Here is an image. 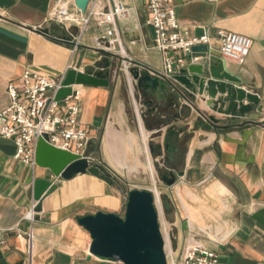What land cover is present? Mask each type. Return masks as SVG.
<instances>
[{
    "label": "crops",
    "instance_id": "1",
    "mask_svg": "<svg viewBox=\"0 0 264 264\" xmlns=\"http://www.w3.org/2000/svg\"><path fill=\"white\" fill-rule=\"evenodd\" d=\"M119 1L128 7L116 20L122 56L92 47L99 33L94 23L80 31L47 21L52 0H0V110L8 103L6 83L16 82L24 69L56 78L72 68L94 71L105 57L111 65L106 86H71L69 101L78 106L77 122L88 136L84 155L104 164L119 183L135 175L146 180L148 171L156 191L169 199L163 218L174 255L196 241L217 255L218 264H264V0H170L180 30L198 35L208 28L217 60L216 29L251 40L241 64L223 61L238 84L258 97L239 116L210 111L205 94L193 99L171 79L154 93L136 86L127 70L159 73L161 57L145 24V1ZM63 2L67 10H79L75 0ZM188 54L174 51L171 57ZM198 112L216 122H202ZM163 119L169 122L163 125ZM213 123L234 127L221 131ZM14 151L13 141L0 136V264L99 262L86 259L90 239L74 217L97 210L118 214L120 188L87 172L54 179L48 169L15 159ZM167 173L174 175L170 186L160 180ZM37 178L52 180L55 188L29 216Z\"/></svg>",
    "mask_w": 264,
    "mask_h": 264
},
{
    "label": "built area",
    "instance_id": "2",
    "mask_svg": "<svg viewBox=\"0 0 264 264\" xmlns=\"http://www.w3.org/2000/svg\"><path fill=\"white\" fill-rule=\"evenodd\" d=\"M97 1L91 0V4L87 5L83 12L79 10L72 12L66 9L63 0H52L47 21L65 27L75 26L80 31L89 23H94L99 33L93 39L92 47L106 54L122 56L116 20L127 13L128 7L119 0H104V5H96ZM144 1L145 24L150 28L153 48L161 57V71L151 72V74L170 78L187 60L194 63L201 59L199 56L185 57L183 55L173 59L171 53L174 51L190 53L192 46L203 44L206 46L204 53L207 56L211 55L214 49L213 37L208 34L206 26L201 28L200 34L188 35L186 31L180 30L170 0ZM214 39L217 44L215 49L222 63L230 60L241 64L251 45L248 37L220 28L216 29ZM57 40L64 41L62 38ZM126 62L122 59L123 70H127ZM63 75L54 78L24 69L16 82L6 83L8 103L0 110V136L13 141L15 159L33 164L34 142L42 135H45V141L54 147L83 154L88 136L77 122L78 106L69 101L72 91L61 100L53 98L55 91L63 87ZM208 116L206 113L198 112L202 122H211ZM155 190L153 185L151 189L153 194ZM154 203L157 208L159 229L165 242L168 232L164 225L163 212L159 205ZM33 206L34 203H31L29 216H32L34 212ZM164 252L166 264H218L217 255L196 241L183 245L176 255L173 254L169 244L167 248L164 247ZM115 262L121 264L120 261Z\"/></svg>",
    "mask_w": 264,
    "mask_h": 264
},
{
    "label": "water",
    "instance_id": "3",
    "mask_svg": "<svg viewBox=\"0 0 264 264\" xmlns=\"http://www.w3.org/2000/svg\"><path fill=\"white\" fill-rule=\"evenodd\" d=\"M88 1L75 0V5L83 12ZM205 49L203 44L192 46L188 57L199 56L201 59L194 63L186 62L170 78L150 74L146 69L138 71L131 68L127 71L135 80L136 86L145 84L153 93L156 89L163 90L164 84L170 85L171 79L189 89L187 94L193 99L205 94L211 111L238 116L250 112L258 103L256 94L240 86L238 78L223 67L222 61L212 55L207 56ZM103 58V63L96 61L93 64L96 70L91 72L68 69L63 75V87L55 91L53 98L61 100L71 94V86L74 84L106 86L111 65ZM184 107L189 111L195 110L194 106ZM173 117L177 118L178 113ZM208 118L211 122L216 121L212 115ZM168 122L166 119L162 120L163 125ZM45 137L39 136L34 142L33 162L48 169L54 179H69L77 173L87 172L108 185L119 187L118 177L104 164L91 162L84 153L54 147L45 141ZM147 147L151 149V144L148 143ZM160 180L170 186L174 175L161 174ZM54 188L55 184L50 179L37 178L32 181L34 212L40 210L42 197ZM157 195V204L164 212L169 206V199L165 194ZM154 202L155 195L151 190L129 188L125 191L121 215L97 210L75 216V223L87 232L90 239L86 259L92 256L102 261H120L121 264H166L164 242Z\"/></svg>",
    "mask_w": 264,
    "mask_h": 264
},
{
    "label": "rangeland",
    "instance_id": "4",
    "mask_svg": "<svg viewBox=\"0 0 264 264\" xmlns=\"http://www.w3.org/2000/svg\"><path fill=\"white\" fill-rule=\"evenodd\" d=\"M145 142L147 143V141H145ZM145 176H146V180H140V178L138 177V175H135L134 177H131L129 179V182H127V183L126 182H123V181L120 182L119 183V188H120V190L122 192L123 197H125V191L127 189H129V188L146 189V188H140V187H148L150 189H153L152 181L149 178V174H148V171L147 170H146ZM155 184L157 186V181H156ZM155 198H156V203H158L156 196H155ZM123 202H124V199H123ZM118 214L119 215L122 214V209H121V211ZM164 225H165V227H167V224H166L165 221H164ZM165 244H166V247L165 248H167V245L168 244L170 245L169 233L167 234V240L165 239ZM95 264H119V263H117L115 261H102V260H99V262H96Z\"/></svg>",
    "mask_w": 264,
    "mask_h": 264
},
{
    "label": "trees",
    "instance_id": "5",
    "mask_svg": "<svg viewBox=\"0 0 264 264\" xmlns=\"http://www.w3.org/2000/svg\"><path fill=\"white\" fill-rule=\"evenodd\" d=\"M214 122H216V121H214ZM212 125H213V127H214L216 130H221V131H223V130H228V129L234 127L233 124H222V125H216L215 123H213Z\"/></svg>",
    "mask_w": 264,
    "mask_h": 264
},
{
    "label": "bare ground",
    "instance_id": "6",
    "mask_svg": "<svg viewBox=\"0 0 264 264\" xmlns=\"http://www.w3.org/2000/svg\"><path fill=\"white\" fill-rule=\"evenodd\" d=\"M154 195L157 197V201H158V195H157V191L155 190V192H154ZM155 202H156V198H155ZM157 204V203H156ZM164 247H166V244H165V242H164Z\"/></svg>",
    "mask_w": 264,
    "mask_h": 264
}]
</instances>
